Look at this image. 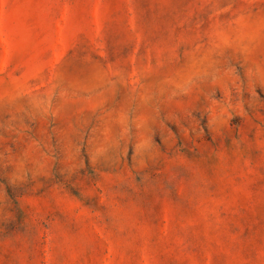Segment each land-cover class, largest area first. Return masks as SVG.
<instances>
[{
    "label": "rangeland",
    "instance_id": "374dc122",
    "mask_svg": "<svg viewBox=\"0 0 264 264\" xmlns=\"http://www.w3.org/2000/svg\"><path fill=\"white\" fill-rule=\"evenodd\" d=\"M0 264H264V0H0Z\"/></svg>",
    "mask_w": 264,
    "mask_h": 264
}]
</instances>
